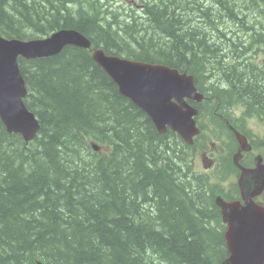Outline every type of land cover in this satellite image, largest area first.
Listing matches in <instances>:
<instances>
[{
  "label": "trees",
  "instance_id": "obj_1",
  "mask_svg": "<svg viewBox=\"0 0 264 264\" xmlns=\"http://www.w3.org/2000/svg\"><path fill=\"white\" fill-rule=\"evenodd\" d=\"M109 1L0 0V35L32 40L74 29L106 54L178 69L201 92L203 81L214 97L209 112L215 95L249 99L252 115L260 110L264 0H141V10ZM19 64L41 129L27 143L0 118V264L228 258L220 191L187 153L201 140L159 134L90 49Z\"/></svg>",
  "mask_w": 264,
  "mask_h": 264
},
{
  "label": "water",
  "instance_id": "obj_2",
  "mask_svg": "<svg viewBox=\"0 0 264 264\" xmlns=\"http://www.w3.org/2000/svg\"><path fill=\"white\" fill-rule=\"evenodd\" d=\"M91 46L92 42L74 29H61L45 39L29 41L0 35V118L9 134L20 135L29 143L41 129L38 118L25 103L28 89L19 59L49 58L67 47ZM92 58L116 83L120 94L146 113L159 134L170 129L186 143H193L200 133L195 119L198 110L187 100L198 104L204 96L198 92L192 75L164 64L108 55L102 49L95 50ZM236 134L247 145L245 138ZM240 187L244 205L216 200L228 225L225 239L229 257L221 264H264V207L253 200L264 190V166L258 163L256 170L244 174Z\"/></svg>",
  "mask_w": 264,
  "mask_h": 264
},
{
  "label": "rangeland",
  "instance_id": "obj_3",
  "mask_svg": "<svg viewBox=\"0 0 264 264\" xmlns=\"http://www.w3.org/2000/svg\"><path fill=\"white\" fill-rule=\"evenodd\" d=\"M132 1L133 0L131 1L130 0H110L109 2L111 3V8H117L119 6H124V7L129 8L130 6H132ZM136 1H138L137 2L138 4L142 3L141 0H136ZM72 5L74 6L77 5L76 7H80V9L81 8H86V10L89 9V5L87 4L85 5L83 3H81L80 5H78L77 3H73ZM87 13L89 14V12ZM133 51H135V49ZM256 60L257 58L251 59L252 62H255ZM255 67L261 70L263 68V66L260 68L258 65H255ZM200 85L205 92L209 93L208 91L210 87H206L203 81H201ZM208 96L212 97V94H208ZM232 100L233 99H226L225 101L229 102L227 103L228 106L224 109L221 107H217L215 112L218 111L220 113L222 112L228 113L230 117L232 118V120L238 124L239 128H241L242 130L251 132V138L254 141H260L261 143H264V100L262 101V104H261L262 107L260 108V110H258L257 113L254 114L255 116L248 115L247 106L249 104L247 101L241 98L234 99L233 101ZM240 101H243L245 106L241 105ZM215 107L216 105L212 107V110H214ZM216 122H217V119H214V118H206V117L200 118V124L198 122V125L199 127L201 125V127L203 128L202 130L203 133H201L202 135L201 143L202 144L201 146L198 145L196 149L194 148V150L189 151V155L196 158V164L193 165V169L197 172V174L202 173V172L207 173L210 176L213 183L218 188V191L225 194V191L228 190L232 182V177L229 174L230 171L227 170V168H230L229 162L231 160V156H229V153H230V148L233 147V145L227 135H220L219 133H217V131L215 130ZM222 133L224 132L222 131ZM195 143L197 144V140H195ZM204 145L207 146V150L214 153V155L211 157H213L216 160V165L215 166L213 165L209 169H207V167L203 164L201 159H199V162L197 160L198 155L196 151L197 149H201ZM187 153H188V150H187ZM221 161H222V164L219 167V164Z\"/></svg>",
  "mask_w": 264,
  "mask_h": 264
},
{
  "label": "flooded vegetation",
  "instance_id": "obj_4",
  "mask_svg": "<svg viewBox=\"0 0 264 264\" xmlns=\"http://www.w3.org/2000/svg\"><path fill=\"white\" fill-rule=\"evenodd\" d=\"M213 99L214 97H206L200 103L204 111L203 115H205L206 118L217 119L215 130L220 135H227L233 145V147H231L232 150L230 148V153H229V156H231V160L229 162L230 168H227V170L230 171L229 174L232 177V182L228 190L225 191V194L220 192L218 195V198L221 197L227 202H241V204H244L242 190L240 187V179L242 178V176H244V174H247L248 171L256 170L258 163L261 166H264V143H261L260 141H254L251 138V132L242 130L241 128H239L238 124L234 122L232 118L226 115L228 113H225V112L220 113L218 111L215 112L217 107H221L224 109L228 106L227 103L229 102L222 101V99H227L225 96L215 95V99H218L217 104H215L216 107L214 110L211 109L212 111L210 112L207 111V109L210 108V102H212ZM236 99H239V98H236ZM245 101L249 102V99H246ZM254 104L256 108L262 107L260 103L258 102H255ZM241 105L245 106L243 101H241ZM214 106L212 105V107ZM252 109L253 107L251 105H248L247 113L250 116H255V115H252ZM222 131L224 133H222ZM235 131L240 132L241 134H244V136L247 138L248 145H245V144L243 145L238 140V138L236 137ZM249 145L251 147H249ZM196 152L198 155V159H197L198 162H199V159H201L203 164L207 167V169L211 168L213 165L214 166L216 165V160L213 157H211L214 155V153L207 150L206 145H204L201 149H197ZM221 164H222V161L220 162L219 167L221 166ZM255 186H256V182H255ZM253 200L257 204L264 206V190L261 191L260 195L253 197Z\"/></svg>",
  "mask_w": 264,
  "mask_h": 264
},
{
  "label": "bare ground",
  "instance_id": "obj_5",
  "mask_svg": "<svg viewBox=\"0 0 264 264\" xmlns=\"http://www.w3.org/2000/svg\"><path fill=\"white\" fill-rule=\"evenodd\" d=\"M240 104H241V101H240ZM226 115L230 117V115H229V114H226ZM230 118H231V117H230Z\"/></svg>",
  "mask_w": 264,
  "mask_h": 264
}]
</instances>
